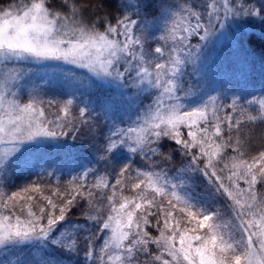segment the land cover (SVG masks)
<instances>
[{
  "label": "snow or ice",
  "instance_id": "snow-or-ice-1",
  "mask_svg": "<svg viewBox=\"0 0 264 264\" xmlns=\"http://www.w3.org/2000/svg\"><path fill=\"white\" fill-rule=\"evenodd\" d=\"M257 24L264 0L0 2V264H264ZM36 73L87 98L45 100ZM82 136L111 175L81 165L54 188L5 190L13 172L79 152Z\"/></svg>",
  "mask_w": 264,
  "mask_h": 264
},
{
  "label": "trees",
  "instance_id": "trees-1",
  "mask_svg": "<svg viewBox=\"0 0 264 264\" xmlns=\"http://www.w3.org/2000/svg\"><path fill=\"white\" fill-rule=\"evenodd\" d=\"M0 2L6 4L10 2V0H0ZM81 2H86V0H81ZM248 30L254 32L255 35L259 38L261 33H264V25L257 24L254 26H249ZM151 44L154 47L155 41H151ZM256 49H257V54L251 58L252 60H254V63L251 65L249 69V76L255 82L257 88H259L261 85H264V55L260 53L259 40H257ZM39 85L41 86L42 92L44 94L43 98L45 100H48V99L64 100V99H67L72 93H75L81 99L87 98V93H88L87 89L79 88L78 86L70 84V83H65L62 80H53L47 84L40 83ZM104 95H105L104 93L96 92L95 95L93 96V99L102 100ZM21 98L26 101L28 99L27 93L25 92ZM147 102L148 101L145 100V103ZM77 104H79V100L77 101ZM51 111L54 112L55 107H53ZM97 111H99V108H97ZM73 112L74 114H77L75 108L73 109ZM253 135L255 137V140L250 148V151L252 153H255L258 150L264 149V140L260 139L261 131L259 128L256 129ZM86 140L87 138L82 136L79 140L75 142L78 148H80L81 150L79 152H74L72 156H67L65 154L64 155L57 154V157L59 159H62V158L67 159V162H69V165L71 164L70 161L74 160L70 168H68V166L67 167L62 166L54 170L46 169V171L43 174H41L40 172V169L42 167H39V168L32 167L24 171L13 172L11 177L7 180V186L5 190L10 192L11 189H13L17 183H24L26 181H31V182L39 181L40 183L49 185L53 188L58 185L64 184L65 182L70 180L72 176H75L81 172L80 167L78 166V164L80 163L79 162L80 157H82L83 160L87 162H90V161L92 162V160H95L92 157L93 154H91L94 152V150L91 147H88L87 150H83L82 146L85 144ZM66 141L67 143H73L70 136L66 138ZM164 151L165 152L169 151V147L167 144L164 145ZM89 156L92 157L91 160L88 159L90 158ZM180 161H181V157L179 155H175L173 161L171 162L169 166L170 167L177 166L179 165ZM127 162H128L127 160H122L121 164L127 163ZM131 163H132V167L136 168V167H141L143 164H146L147 161L141 160V158L139 157H133ZM89 164L91 167H94L92 163H89ZM96 168L99 173H103L107 171L110 175L112 174L111 166L106 167L104 164L103 165L99 164L98 167ZM48 172H54L55 174L49 176ZM88 180L91 182L93 180V177L89 176ZM45 194L50 195L51 193L46 191ZM40 202L43 203L42 201ZM71 219L73 221L83 223V220L78 215H74L73 217H71ZM97 243H99V241H97ZM64 264H78V258L66 257L64 259Z\"/></svg>",
  "mask_w": 264,
  "mask_h": 264
},
{
  "label": "rangeland",
  "instance_id": "rangeland-1",
  "mask_svg": "<svg viewBox=\"0 0 264 264\" xmlns=\"http://www.w3.org/2000/svg\"><path fill=\"white\" fill-rule=\"evenodd\" d=\"M230 61H231V53L227 50H225L223 53H221V55L218 57V63H220L222 65V68L227 71L228 68H229V64H230ZM42 75V73H36L33 75L32 77V80H31V83L32 84H40V83H44L41 79H40V76ZM220 84H224V81L223 80H220L218 81ZM45 84V83H44ZM225 87H227L228 85L227 84H224ZM62 155H64L63 153H61ZM98 155V154H97ZM90 158H88L89 160H91V158L93 157L95 159V156L93 155L92 157L89 156ZM79 164L78 166L80 167V171L83 170V168L81 167V165H86V166H90L89 162L83 160L82 157L79 158ZM74 160L70 161V165H69V162H67V159L65 158H62V159H59L57 157V154L53 153L51 154L50 156L48 157H45L43 160H41L39 163H37L35 165L36 168H39V167H42V168H45V169H49V170H54L58 167H67L70 168L72 166V163H73ZM99 164H104L103 162H100ZM99 164H96L94 162V160H92V165L94 167H98ZM91 167V166H90ZM29 183H32L31 181H26L24 183H17L16 186L11 189L10 192L12 191H16L18 190L19 188L23 187L24 185L26 184H29ZM10 258L11 259H15L14 256H12L10 254Z\"/></svg>",
  "mask_w": 264,
  "mask_h": 264
}]
</instances>
